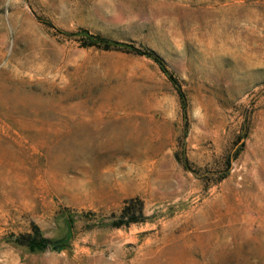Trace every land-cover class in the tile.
<instances>
[{
    "label": "rangeland",
    "instance_id": "1",
    "mask_svg": "<svg viewBox=\"0 0 264 264\" xmlns=\"http://www.w3.org/2000/svg\"><path fill=\"white\" fill-rule=\"evenodd\" d=\"M0 264H264V0H0Z\"/></svg>",
    "mask_w": 264,
    "mask_h": 264
},
{
    "label": "trees",
    "instance_id": "2",
    "mask_svg": "<svg viewBox=\"0 0 264 264\" xmlns=\"http://www.w3.org/2000/svg\"><path fill=\"white\" fill-rule=\"evenodd\" d=\"M105 49H109V46H106V48ZM146 55H148V56H150V57H154V59H156L157 60V58L154 56V54L153 53H151V52H148V53H145Z\"/></svg>",
    "mask_w": 264,
    "mask_h": 264
}]
</instances>
